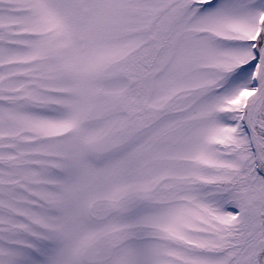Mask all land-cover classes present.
Instances as JSON below:
<instances>
[{
  "label": "snow or ice",
  "instance_id": "1",
  "mask_svg": "<svg viewBox=\"0 0 264 264\" xmlns=\"http://www.w3.org/2000/svg\"><path fill=\"white\" fill-rule=\"evenodd\" d=\"M0 264H264V0H0Z\"/></svg>",
  "mask_w": 264,
  "mask_h": 264
}]
</instances>
